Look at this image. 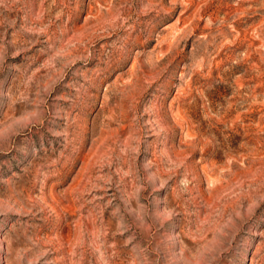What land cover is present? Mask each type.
<instances>
[{
    "label": "rangeland",
    "instance_id": "1",
    "mask_svg": "<svg viewBox=\"0 0 264 264\" xmlns=\"http://www.w3.org/2000/svg\"><path fill=\"white\" fill-rule=\"evenodd\" d=\"M0 264H264V0H0Z\"/></svg>",
    "mask_w": 264,
    "mask_h": 264
}]
</instances>
